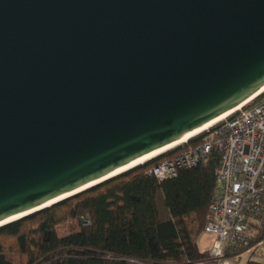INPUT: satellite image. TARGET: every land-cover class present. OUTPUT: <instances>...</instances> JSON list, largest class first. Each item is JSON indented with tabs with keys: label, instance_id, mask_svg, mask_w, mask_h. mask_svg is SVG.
Returning a JSON list of instances; mask_svg holds the SVG:
<instances>
[{
	"label": "water",
	"instance_id": "water-1",
	"mask_svg": "<svg viewBox=\"0 0 264 264\" xmlns=\"http://www.w3.org/2000/svg\"><path fill=\"white\" fill-rule=\"evenodd\" d=\"M262 86L264 0H0V222L115 177L95 183Z\"/></svg>",
	"mask_w": 264,
	"mask_h": 264
},
{
	"label": "trees",
	"instance_id": "trees-1",
	"mask_svg": "<svg viewBox=\"0 0 264 264\" xmlns=\"http://www.w3.org/2000/svg\"><path fill=\"white\" fill-rule=\"evenodd\" d=\"M202 136L19 220L0 226V264H213L185 222L202 232L212 200L218 154L158 180L148 171L195 146ZM158 193L168 212L160 218ZM89 223L82 225V219ZM76 221L66 233L57 226ZM246 264H258L248 259Z\"/></svg>",
	"mask_w": 264,
	"mask_h": 264
},
{
	"label": "built area",
	"instance_id": "built-area-1",
	"mask_svg": "<svg viewBox=\"0 0 264 264\" xmlns=\"http://www.w3.org/2000/svg\"><path fill=\"white\" fill-rule=\"evenodd\" d=\"M199 135L195 146L148 173L158 180L172 178L179 169L203 165L212 151L217 152L202 232L211 241L208 253L213 264H231L230 259L264 242V91ZM88 223L87 218L81 221Z\"/></svg>",
	"mask_w": 264,
	"mask_h": 264
},
{
	"label": "rangeland",
	"instance_id": "rangeland-1",
	"mask_svg": "<svg viewBox=\"0 0 264 264\" xmlns=\"http://www.w3.org/2000/svg\"><path fill=\"white\" fill-rule=\"evenodd\" d=\"M199 135V134H198ZM156 206L158 210V214L160 218H167L168 212L163 203V196L161 193H158L156 197ZM187 223L188 229L191 231V238L195 241L201 249L208 250L211 244L208 236L203 234L202 232L197 233V223L192 221L191 219H187L185 221ZM76 221L64 222L57 226V231L59 234H64L70 227V225L77 226ZM248 259L258 263L264 264V242H262L259 246L250 249L248 252H245L237 257H233L231 260V264H246Z\"/></svg>",
	"mask_w": 264,
	"mask_h": 264
},
{
	"label": "bare ground",
	"instance_id": "bare-ground-1",
	"mask_svg": "<svg viewBox=\"0 0 264 264\" xmlns=\"http://www.w3.org/2000/svg\"><path fill=\"white\" fill-rule=\"evenodd\" d=\"M263 91H264V86H262L258 91H256L253 95H251L249 98H247L245 101H243L241 104H239L238 106H236L232 110L226 112L225 114H222L221 116H218L217 118H214L213 120H211V121H209V122H207V123H205V124L197 127L196 129H194V130H192V131L184 134L183 136L177 138L175 141H173L169 145L165 146L164 148H162L160 150H157L155 152H152V153H150V154H148L146 156H143V157H141V158H139V159H137V160H135V161H133L131 163H128L127 165H125V166L117 169L116 171L108 174L107 176H104L103 178H101L99 181H97L95 183H99V182H101V181H103L105 179H108L110 177L116 176V175H118V174H120V173H122V172H124V171H126V170H128V169H130V168H132L134 166H136V165L142 164V163H144V162H146V161H148V160L156 157L157 155H160L161 153H163L165 151H168L170 149H173V148L177 147L178 145H181V144L185 143L188 139H190V138L198 135L202 131H204L207 128L213 126L215 123H217L218 121H220L223 117L229 115L230 113H232L233 111H235L236 109H238L241 105H243L245 103H248L249 101H251L254 97H256L257 95H259ZM95 183H91V184L87 185L86 187L91 186V185H94ZM62 198L63 197L57 198L55 200H52V201L44 204L41 207H44L46 205H50V204H52V203H54V202H56V201H58L59 199H62ZM21 216L22 215L15 216V217L9 219V221L10 220H13V219H17V218H19ZM7 221L8 220L3 221V222H0V225H2L3 223H5Z\"/></svg>",
	"mask_w": 264,
	"mask_h": 264
},
{
	"label": "crops",
	"instance_id": "crops-1",
	"mask_svg": "<svg viewBox=\"0 0 264 264\" xmlns=\"http://www.w3.org/2000/svg\"><path fill=\"white\" fill-rule=\"evenodd\" d=\"M203 233V232H202ZM204 234V233H203ZM198 245V244H197ZM200 248V247H199ZM201 249V248H200ZM202 250H204V249H202Z\"/></svg>",
	"mask_w": 264,
	"mask_h": 264
}]
</instances>
